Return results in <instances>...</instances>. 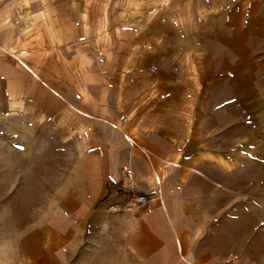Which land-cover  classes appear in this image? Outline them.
Listing matches in <instances>:
<instances>
[{
	"label": "crops",
	"instance_id": "obj_1",
	"mask_svg": "<svg viewBox=\"0 0 264 264\" xmlns=\"http://www.w3.org/2000/svg\"><path fill=\"white\" fill-rule=\"evenodd\" d=\"M261 136L264 0H0V264H251Z\"/></svg>",
	"mask_w": 264,
	"mask_h": 264
},
{
	"label": "rangeland",
	"instance_id": "obj_2",
	"mask_svg": "<svg viewBox=\"0 0 264 264\" xmlns=\"http://www.w3.org/2000/svg\"><path fill=\"white\" fill-rule=\"evenodd\" d=\"M263 144H264V139L261 136L260 139L257 137L256 141L251 145V150H250L251 160L248 166L249 169L247 171V167L245 166L243 170V175L240 176L243 177V181L241 185H243L245 189L244 191L246 192L244 194L246 200L244 202L245 206L243 208L236 209V212H243V214L246 213V216L249 219V227L247 229L249 230V232L247 233V235L249 236V242L252 244V247L250 246V248L248 249L247 258L250 260L251 264H264V145ZM247 186H249L248 189ZM248 190L249 192H247ZM30 195L31 194H24V196H30ZM11 196L15 199L18 195L16 193H12ZM13 210L15 209H11L10 211L12 217L14 215ZM23 211L29 212L30 210L24 209ZM14 220L15 219H12V221ZM12 223L9 226H5L6 229L11 228V230H14L16 228L21 227L18 224H12Z\"/></svg>",
	"mask_w": 264,
	"mask_h": 264
},
{
	"label": "built area",
	"instance_id": "obj_3",
	"mask_svg": "<svg viewBox=\"0 0 264 264\" xmlns=\"http://www.w3.org/2000/svg\"><path fill=\"white\" fill-rule=\"evenodd\" d=\"M148 202V196L147 195H138L134 199L130 200L127 204L128 208H141L144 207ZM112 209L117 210L115 206H112Z\"/></svg>",
	"mask_w": 264,
	"mask_h": 264
}]
</instances>
